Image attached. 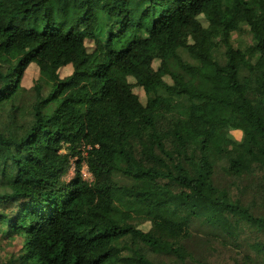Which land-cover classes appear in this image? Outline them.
I'll return each instance as SVG.
<instances>
[{
  "label": "trees",
  "instance_id": "16d2710c",
  "mask_svg": "<svg viewBox=\"0 0 264 264\" xmlns=\"http://www.w3.org/2000/svg\"><path fill=\"white\" fill-rule=\"evenodd\" d=\"M112 256L264 264V0H0V264Z\"/></svg>",
  "mask_w": 264,
  "mask_h": 264
},
{
  "label": "rangeland",
  "instance_id": "374dc122",
  "mask_svg": "<svg viewBox=\"0 0 264 264\" xmlns=\"http://www.w3.org/2000/svg\"><path fill=\"white\" fill-rule=\"evenodd\" d=\"M232 24V26L235 28V29H238V24H236L235 22H230ZM210 71V70H209ZM210 75L212 76L213 79H215L216 82L220 83L225 81L224 78H221L218 74H216L215 72H211ZM203 79V78H202ZM209 85H211V83L207 80H203L202 82H199V86L201 88H204V89H209ZM220 91H223L225 92L226 90L225 89H221ZM232 136L234 138L237 137V133L233 130L232 132ZM224 138H226V134H223L222 137H219V141H222L224 142ZM226 142H230L229 139L226 140ZM84 155L86 156V153H84ZM89 170V166H88V163L87 162H84L83 165H82V172L84 174V180L86 181H89L90 178H91V173H90V170ZM67 177L70 178L72 177V175L70 173L67 174ZM180 214V213H179ZM178 215L176 216H173L172 218L173 219H177L178 218ZM115 261H116V258L114 256H112L108 261H107V264H115Z\"/></svg>",
  "mask_w": 264,
  "mask_h": 264
},
{
  "label": "built area",
  "instance_id": "2783aa9c",
  "mask_svg": "<svg viewBox=\"0 0 264 264\" xmlns=\"http://www.w3.org/2000/svg\"><path fill=\"white\" fill-rule=\"evenodd\" d=\"M87 148L89 149L90 146L88 145ZM84 153H86V152H83V156L85 157ZM84 162H86V161L83 160V161L81 162L80 172H81L82 180L88 184V183H90V182L92 181V174H91V178H90L89 181L84 180V174H83V172H82V165H83ZM88 166H89V165H88ZM73 171H74V161L72 162V167H71V169L69 170L68 173H70L71 175H73ZM88 171H89V170H88ZM90 173H91V172H90Z\"/></svg>",
  "mask_w": 264,
  "mask_h": 264
},
{
  "label": "clouds",
  "instance_id": "9594fccd",
  "mask_svg": "<svg viewBox=\"0 0 264 264\" xmlns=\"http://www.w3.org/2000/svg\"><path fill=\"white\" fill-rule=\"evenodd\" d=\"M71 167H72V163H71V166H70V168H69V170L71 169ZM74 168H75V161H74ZM69 170H68V172H69ZM68 174V173H67ZM73 174H74V171H73ZM73 176V175H72ZM68 178V177H67Z\"/></svg>",
  "mask_w": 264,
  "mask_h": 264
}]
</instances>
